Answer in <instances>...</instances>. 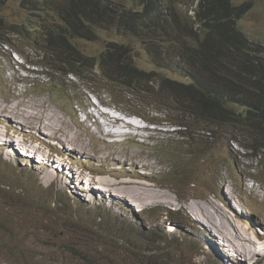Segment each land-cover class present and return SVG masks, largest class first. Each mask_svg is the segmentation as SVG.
Returning <instances> with one entry per match:
<instances>
[{"label": "rangeland", "instance_id": "374dc122", "mask_svg": "<svg viewBox=\"0 0 264 264\" xmlns=\"http://www.w3.org/2000/svg\"><path fill=\"white\" fill-rule=\"evenodd\" d=\"M114 1L126 8L139 5V0ZM199 1L175 0L182 26L180 29L175 26L174 37L185 36L186 42L189 28L204 29L201 21H197ZM247 1L233 0V5L238 8ZM252 1L248 16L239 28L251 41L264 46V0ZM63 3L64 0H2L0 3L1 26L10 27L9 32L17 34L2 32L0 36L5 35L13 49L25 56L22 65L20 55L17 60L5 55L7 50L0 41V139L3 140L0 141V179L4 181L0 180V264H236L229 259L231 254L239 264H262L259 255H264V248L258 244L264 241L257 244L252 239L264 227V199L258 192L260 189L256 186L252 189L248 182L253 179L264 189V154L261 165L251 156L253 148L264 145V135L248 130L250 125H223L212 127V137L206 140L202 137L206 127L200 121L189 122L179 112L187 107L176 104L171 106L174 110L168 111L167 120L175 121L180 116L189 122L194 130L191 141L177 139L179 134L172 132L173 128L165 122L167 113L163 116L147 111L145 114V110L143 117L151 123L155 120L157 125L135 120L146 130L133 132L141 140L156 141L152 142L155 151L150 147L138 148L136 143L141 141L129 137L117 140L108 136L118 131L123 133L125 129L118 119L133 116L131 112L139 110L138 101L147 104L150 98L143 93L139 100L92 75L74 80L56 72L69 68L48 54L44 41L48 31L64 27L59 13L67 7ZM157 3L167 10L168 0ZM117 28L100 24L96 34L72 43L79 53L97 58L106 52L108 42L111 45L118 42L137 68L154 74L156 81L144 86L148 93L165 77L181 79L165 65L169 58L178 59L177 50L164 60V68H160L147 52L151 35L142 38L144 34L128 35ZM204 36L198 32L197 39ZM175 44L177 48L181 46ZM240 47L239 43L236 49L221 48L222 63L217 69H230V61L237 65ZM150 49L158 50L155 46ZM250 52L264 65V49L250 48ZM189 63L196 69L194 63ZM93 72L99 76V67ZM201 75L200 70H193L185 83L192 84ZM235 78L246 82L240 75ZM73 85L78 97L75 92L66 95ZM87 89L95 90L99 96L92 95L88 102ZM109 91L113 94H106ZM151 99L154 100V95ZM242 106L230 104L229 108L239 113L245 110ZM88 107L95 109L90 115L87 112L89 119L85 121L83 110ZM102 113L114 115V120ZM96 119L99 123H95ZM156 137H160L158 142ZM157 147H162V154L156 151ZM155 154L162 155L174 171L170 177L176 178L165 183L174 191L151 189L138 180V175L144 176L154 169L148 160ZM165 171L164 167L159 170ZM154 173L153 170V176ZM146 205L157 208L145 209ZM234 205L240 212L234 211ZM202 214H210L214 223H206ZM145 216L152 218L145 220ZM185 217L192 221V228L185 226L191 224ZM236 226L242 233L236 234ZM232 241L236 245L246 244L250 255L236 250Z\"/></svg>", "mask_w": 264, "mask_h": 264}, {"label": "trees", "instance_id": "16d2710c", "mask_svg": "<svg viewBox=\"0 0 264 264\" xmlns=\"http://www.w3.org/2000/svg\"><path fill=\"white\" fill-rule=\"evenodd\" d=\"M158 1L160 0H139V5L132 9H126L118 3L119 8L108 6L103 9L96 0H64L63 5L67 7L59 11L64 27L47 32L44 41L46 49L52 58L56 57L60 64L69 68L67 73L79 77L87 75L98 66L100 76L110 83L125 88L138 98L145 93L150 98V102H147L149 107L171 111L175 109L171 106L182 104L187 107L183 112L188 117L192 115L194 121H200L206 131L223 125H250L248 130L264 135V65L257 64L245 55L244 39L236 29L233 0H200L197 3V21H201L204 29L194 31L192 27L189 28L186 33L189 38L186 42L185 36L174 37L175 26L179 29L182 26V23L180 25L178 22L182 17L176 14L175 0H168L167 10H163V5L159 6ZM100 24L118 27L117 29L128 35L144 34L142 38L151 35L155 40L150 37L152 41L151 46L147 47V52L160 68H164V60L177 50L179 57L194 63L202 72L204 82H201L200 89L165 77L148 93V85L156 81L154 74L137 68L131 61L130 54L122 52L121 46L116 43H108L106 52L97 58L79 53L71 39L96 34V28H100ZM1 25L3 21L0 19V33L10 30L9 27L4 28ZM198 32L204 33L205 36L197 39ZM175 43L182 47L177 48ZM239 43V63L235 65L230 61V69H217V65L222 63L221 48L236 49ZM152 46L158 50L152 51ZM253 70L258 71L254 74L251 72ZM237 75L242 76L246 82L238 81L235 78ZM144 86H147L146 89ZM151 95H154L153 101ZM230 104L245 106V112L236 113L229 108ZM177 120L175 124L184 125L181 123L184 120ZM240 120L243 121L242 124Z\"/></svg>", "mask_w": 264, "mask_h": 264}, {"label": "clouds", "instance_id": "9594fccd", "mask_svg": "<svg viewBox=\"0 0 264 264\" xmlns=\"http://www.w3.org/2000/svg\"><path fill=\"white\" fill-rule=\"evenodd\" d=\"M97 1V4L101 7V8H103V9H107V7L108 6H111V7H113V8H119L118 7V5H117V2H115L114 0H96ZM253 3V1L252 0H248L246 3H243L241 6H239L238 8L237 7H235L234 5H233V8H234V12H235V14H236V16L234 17V19L236 20V29H237V31L239 32V34H240V36H241V38H243L244 39V44H243V46L246 48V54L245 55H248V57L251 59V60H254V61H256V63L257 64H259L258 62H257V59L258 58H256V57H253L254 55H252L251 54V52H250V48H262V49H264V46L262 45V44H260V43H257V42H254V41H251L249 38H247L246 37V35L240 30V28H239V26L242 24V21L244 20V18L245 17H247L248 16V12L250 11V9H251V7H252V4ZM118 4H120V3H118ZM120 5H122V4H120ZM123 6V5H122ZM136 6H138V5H136ZM123 7H125V6H123ZM126 8V7H125ZM140 8V7H139ZM138 8V9H139ZM237 8V9H236ZM126 9H132V8H126ZM147 19V18H146ZM10 28V27H9ZM9 31H11V28H10V30H6V31H3L4 33H6L7 35H17L15 32H9ZM8 32V33H7ZM2 33V32H1ZM3 38V39H2ZM76 39H78V38H76ZM249 39V40H248ZM73 40H75V39H71V41H73ZM0 41H2L1 42V44H2V46H4V48L7 50L6 52H5V55H10V56H13L16 60H17V58L18 57H20L21 56V59H23L22 60V62H21V64L22 65H24L25 64V62H24V57L25 56H22L21 55V52H19V51H17V50H14L13 49V47H12V42L11 41H9V40H7L6 38H5V35L2 37V36H0ZM108 43H112V42H108ZM107 43V44H108ZM117 45H119V43L118 42H115ZM44 45H45V43H44ZM7 47L11 50L10 52H8L9 50L7 49ZM46 47V46H45ZM48 51V50H47ZM48 54H49V52H48ZM20 55V56H19ZM245 55H243V56H245ZM254 59H253V58ZM177 60H175V61H173V60H169V62L166 64V65H168V71H170V72H172L173 74H178L180 77H181V79H177V80H175V79H173V78H171L172 79V81L174 80V81H177V83H180V84H185V85H193L195 88H197V89H200V84H201V82H204V78H203V75H201V77H195V79H194V81H193V83L192 84H187V83H185V80H187V79H189V76H190V74L192 73V71L193 70H196V71H198V70H200L199 69V67L196 65V69H193L192 67H191V65H190V61H187V60H184V59H182L181 57H179V56H177ZM256 58V59H255ZM62 66H64L63 64H61ZM183 65L185 66V69L184 70H182V68H183ZM96 69V66L93 68V70H92V72H89L87 75H85V74H83L82 76H76V75H74V74H72V73H67V70H64L63 68L62 69H60V71H59V69H57L56 70V72L57 73H59V72H61L62 74H64L65 76H67V77H72V78H74V80H75V78L76 79H79V80H82L84 77H86V76H90V75H92V76H95V77H97L96 78V80H104V81H106V83L108 84V85H113V86H115L116 88H121L122 90H125V91H127L129 94H131L128 90H126L125 88H123V87H121V86H117V85H115V84H112V83H110L109 81H107L106 79H104L102 76H100L101 75V71H100V74H99V76L98 75H94V70ZM100 70V69H99ZM182 70V71H181ZM185 72H188V74L187 75H185ZM256 74V73H255ZM52 77L51 76H49V79H51ZM25 79H23L22 81H24ZM50 81V80H49ZM89 82H91V83H93L94 81H92V80H90ZM89 86H91V85H89ZM88 89H91V87H87ZM87 89V91L88 92H90V93H87V96H86V98L88 97V102H89V98L91 99L92 98V95L93 96H99L97 93H95V90H88ZM53 92L54 93H57L54 89H53ZM75 92V95H77V97L79 96V93H77L76 92V89H75V86L73 85V88H70L69 90H67L66 91V95H70V93H74ZM106 94H108V95H111V94H113V92H111V91H109V92H107ZM133 97L135 96V95H133V94H131ZM96 99H98L97 97H96ZM139 99V98H138ZM78 100V99H77ZM140 100V99H139ZM79 104H77L76 106H78ZM100 105V104H99ZM99 105H96V107L98 108L99 107ZM176 105V104H175ZM238 105V104H237ZM80 106V105H79ZM102 106V105H101ZM102 107H104V106H102ZM242 107H244L245 108V106H242ZM93 108V110H88L89 109V107L88 108H85L84 110H83V114L85 115V121H87L88 119H89V115L90 114H92L91 113V111H94V109H95V107H92ZM105 108V107H104ZM104 108H100L101 110H103ZM136 108H138L139 110L138 111H132L131 112V114L133 115V116H129V117H126V118H123V119H120L119 121H120V123H121V126L122 125H128V126H130V123L133 125V126H130L131 127V130L130 129H128V128H124L125 130H123V133H120L119 135L120 136H118V137H113V138H115V139H119V138H124V139H126L127 137H129L128 139H131V140H133V141H141L140 143H136L138 146V148H142V147H150V148H152L154 151H155V149H154V147H153V144H152V142H156V141H154V140H152V139H148V140H145V139H140V137L141 136H139V135H136L134 132H133V130H135V131H137V132H141V131H144V130H146V128H144L143 126H141L139 123H137L135 120H140V121H143L144 123H146L147 125H152L153 127H155L156 125H157V123L155 122V120H154V123H151V122H149L148 120H146V116L145 117H143V115H142V111H144L145 110V114H148L147 113V111H149L151 114H153V112H155V113H159V114H163V116H164V113H167V116H164L165 117V122L166 123H168L169 124V126H171L172 128H173V131L172 132H175L176 134H179L178 136H177V139L178 140H188V141H191L192 139H193V136H194V130H191V124L189 123L190 121H194V119L193 118H191L192 117V115H190L189 117H188V115L186 114V113H184L183 111H179V112H182L185 116H186V118H187V120L189 121V122H187L186 120H184V119H182L180 116H179V118L180 119H182V120H184V121H182L181 123H184V125H181L180 123L179 124H175V122H177L178 120V118H175V121H171V122H169L168 120H167V117L169 116V112L168 111H170V110H159V109H156V108H153V107H149L146 103H142V102H139L138 101V103H137V106H136ZM151 108V109H150ZM108 109V108H107ZM87 112H88V114L89 115H87ZM245 112V110L243 111V112H239L238 114H243ZM102 115H106V116H110L109 114H104V113H102ZM136 116H138V117H136ZM114 118L115 116L114 115H112V116H110V118ZM132 121H135L134 123L132 122ZM95 123H99L98 122V120L96 119L95 120ZM229 127H231V126H229ZM154 131H156V132H158L159 133V130L158 129H156V130H154ZM203 138H206V140H208L210 137H212V131L210 130V131H205L204 132V134H203V136H202ZM156 139H157V142L160 140V137H156ZM177 143H179V141H176ZM231 142H234V140H232ZM235 143H239L238 141H236ZM107 145H109V144H107ZM110 147H113L114 145H109ZM264 146V145H263ZM263 146H262V148H259V149H256V148H253L252 150H253V152H252V157H255V159H256V161L261 165L262 163V157H263V154H264V152H261L262 150H264V148H263ZM156 151H158L159 153H161L162 154V147H157V150ZM149 163L150 164H153L154 165V171H155V173H154V176H153V170L152 171H149L148 173H146L144 176H141V175H138L139 177V179L138 180H140L141 182H143V183H145V186H148V187H150V188H153V187H160V188H163V189H169V190H172V191H174L173 190V187L171 186V185H169V184H165L166 182H168V181H170V180H174L176 177L173 175L172 177H170V174H171V172H173L174 173V171H172L169 167H168V165H167V162H165L164 161V159H163V156L162 155H158L157 156V154H155V156H154V158H150L149 160ZM163 167L166 169V171L165 172H159V170H161V169H163ZM145 170H147V169H145ZM112 175H110V176H113V173H111ZM115 177V176H114ZM249 179L251 178V177H248ZM125 179H128V178H125ZM3 183H4V181H3V179H0ZM261 183H263V182H261ZM264 184V183H263ZM248 185L249 186H251V188L252 189H254V187L256 186V187H258L260 190H258V192H260V194H261V197L264 199V192H262V191H264V189H262L261 188V184L259 183V182H255V181H253V179L250 181V182H248ZM223 193V191H221V194ZM174 195H175V197H177V199H178V195L176 194V193H174ZM148 205V204H147ZM147 205L145 206V209H155V208H157L156 207V205H154L153 207H147ZM240 207V206H239ZM234 211H238V208L234 205ZM238 212H240V211H238ZM242 212H244V211H242ZM145 215V213H142V216H144ZM177 215V214H176ZM150 218H152V216H145V220H148V219H150ZM186 219H188L189 220V218L188 217H185ZM190 222H191V224L190 223H186V227H189V225L191 226V228H192V221L191 220H189ZM236 229H237V231H236V234H239V233H242V231L236 226ZM259 232V235L257 236L256 235V238L255 239H252V240H254V242H256L257 244H258V242L259 241H264V227L261 229V230H259L258 231ZM244 234V233H243ZM246 235V234H245ZM246 236H248V235H246ZM240 238H243V237H240ZM247 239H251L249 236H248V238ZM259 246H261V247H263L264 248V244H258ZM264 251V250H263ZM263 251H261V252H263ZM260 252V253H261ZM228 256H230V255H228ZM260 257H262L261 258V260L263 259V261H264V255H259ZM233 257V255L231 254V256H230V260L232 259L233 261H235V263L236 264H239L238 262H237V260L235 259V258H232ZM229 260V261H230ZM239 261V260H238ZM262 261V264H264V262Z\"/></svg>", "mask_w": 264, "mask_h": 264}, {"label": "bare ground", "instance_id": "6f19581e", "mask_svg": "<svg viewBox=\"0 0 264 264\" xmlns=\"http://www.w3.org/2000/svg\"><path fill=\"white\" fill-rule=\"evenodd\" d=\"M0 110H1V107H0ZM110 119V118H109ZM113 119V118H112ZM121 119V118H120ZM120 119H118V120H120ZM114 120V119H113ZM113 122V121H112ZM117 122V121H116ZM115 122V123H116ZM118 124V123H117ZM55 125V124H54ZM114 125V124H113ZM121 126V125H120ZM120 126L118 127V128H120ZM130 126H133L131 123H130ZM130 126H128V125H122V127H124V128H129ZM55 127H57L56 125H55ZM131 128V127H130ZM129 128V129H130ZM36 129V128H35ZM120 134V131H118V132H115L114 134H107L108 136H114V137H118V136H120L119 135ZM0 141H2L3 142V140L2 139H0ZM121 189V188H120ZM128 189V188H127ZM148 189V188H147ZM152 189V188H151ZM150 190V189H149ZM148 192H150V191H148ZM126 193V192H125ZM145 193V192H144ZM151 193V192H150ZM123 194H124V192H123ZM142 195H143V193H142ZM145 195V194H144ZM147 195H149V194H147ZM159 195V194H158ZM126 196V195H125ZM124 196V197H125ZM139 196V195H138ZM162 196V195H161ZM162 197H164V196H162ZM130 198V197H129ZM166 198V197H165ZM126 199V198H125ZM167 199H169V198H167ZM138 200H139V198H138ZM140 200H141V198H140ZM163 200V199H162ZM127 201V200H126ZM136 202V201H135ZM146 202V201H145ZM152 202V201H151ZM161 202H163V201H161ZM147 204V203H146ZM215 208V207H214ZM190 209V208H189ZM217 209V208H216ZM215 209V210H216ZM194 211V210H193ZM222 211V210H221ZM220 212V211H219ZM193 213V212H192ZM220 213H222V212H220ZM216 214V213H215ZM220 215V214H219ZM202 216L207 220V222L206 223H214V221L212 222V220H213V218H211V215L210 214H207V215H205V214H202ZM212 216H213V214H212ZM213 217H215V216H213ZM226 217V216H225ZM224 218V217H223ZM227 218V217H226ZM199 220L198 221H200V222H202L203 220L201 219V218H198ZM220 219H222V218H220ZM223 221V220H222ZM224 221H226V220H224ZM228 222V221H227ZM226 222V223H227ZM234 222V221H233ZM226 223H225V225H226ZM230 223H232V222H230ZM217 224V223H216ZM220 225H221V223H220ZM231 225V224H230ZM213 226H216V225H213ZM227 226V225H226ZM226 228H228V227H226ZM230 228V227H229ZM235 228V227H234ZM216 229V228H215ZM219 229V228H218ZM224 229H225V227H224ZM221 230V229H220ZM227 230V229H226ZM225 230V231H226ZM231 229H229L228 231H230ZM216 231V230H215ZM218 231V230H217ZM216 231V232H217ZM227 231V232H228ZM230 233V232H229ZM234 233V232H233ZM227 235V234H226ZM228 236H229V234H228ZM231 236V235H230ZM233 237V236H232ZM226 239H227V237H226ZM230 239V238H229ZM231 239H233V238H231ZM237 239V238H236ZM239 239V238H238ZM249 240V239H248ZM240 241V240H239ZM236 243H237V241H235ZM249 243H250V241H249ZM252 244V243H251ZM232 246L236 249V250H238V251H244V253L246 254V255H250V251H248L246 248H248V246L246 245V244H244V243H239L238 245H236V244H234L233 243V241H232ZM251 247V246H250Z\"/></svg>", "mask_w": 264, "mask_h": 264}]
</instances>
